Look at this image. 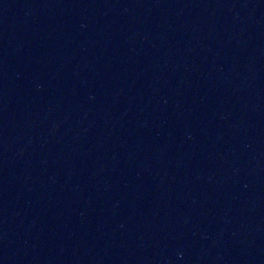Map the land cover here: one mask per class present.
Instances as JSON below:
<instances>
[{"label":"water","instance_id":"obj_1","mask_svg":"<svg viewBox=\"0 0 264 264\" xmlns=\"http://www.w3.org/2000/svg\"><path fill=\"white\" fill-rule=\"evenodd\" d=\"M0 264H264V0H0Z\"/></svg>","mask_w":264,"mask_h":264}]
</instances>
